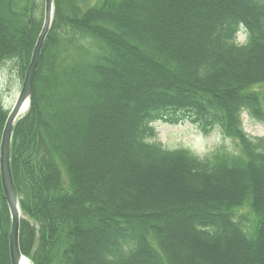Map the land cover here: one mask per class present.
I'll use <instances>...</instances> for the list:
<instances>
[{
    "label": "trees",
    "instance_id": "trees-1",
    "mask_svg": "<svg viewBox=\"0 0 264 264\" xmlns=\"http://www.w3.org/2000/svg\"><path fill=\"white\" fill-rule=\"evenodd\" d=\"M42 3L0 0V72L16 62L24 80ZM54 3L12 140L22 254L32 264H264V140L241 122L263 101L264 0ZM9 113L0 93V145ZM184 119L220 129L241 154L200 159L151 142L155 123ZM10 232L0 175V264H11Z\"/></svg>",
    "mask_w": 264,
    "mask_h": 264
},
{
    "label": "rangeland",
    "instance_id": "rangeland-1",
    "mask_svg": "<svg viewBox=\"0 0 264 264\" xmlns=\"http://www.w3.org/2000/svg\"><path fill=\"white\" fill-rule=\"evenodd\" d=\"M38 2L42 3V0H38ZM44 4L43 2L42 8L40 6V11L37 14L39 19H44ZM246 40V33L239 31L237 44L242 46ZM23 81L20 68L16 62H8L2 68L0 72V93L7 110H12L22 89ZM260 91L263 93V101L257 112L258 116L254 117L246 110L241 117L243 131L247 138L253 142L264 140V121L262 119V113H264V87ZM153 127L156 136L151 142L159 144L169 151L186 150L200 159H213L217 153H226L233 157L241 154L238 142L227 138L220 129L206 133L201 127L188 119L181 120L178 124L157 122ZM252 218L247 209H243L237 214V219L242 221L248 228Z\"/></svg>",
    "mask_w": 264,
    "mask_h": 264
},
{
    "label": "water",
    "instance_id": "water-1",
    "mask_svg": "<svg viewBox=\"0 0 264 264\" xmlns=\"http://www.w3.org/2000/svg\"><path fill=\"white\" fill-rule=\"evenodd\" d=\"M55 13L54 0H45V17L41 33L33 50L30 65L26 71L22 89L6 121L0 145V175L4 197L11 215L10 256L11 264H22L26 259L20 247V228L22 213L19 196L11 169V148L15 125L25 115L20 116L24 105L29 107L33 95L35 80L41 60V53L49 35Z\"/></svg>",
    "mask_w": 264,
    "mask_h": 264
},
{
    "label": "bare ground",
    "instance_id": "bare-ground-1",
    "mask_svg": "<svg viewBox=\"0 0 264 264\" xmlns=\"http://www.w3.org/2000/svg\"><path fill=\"white\" fill-rule=\"evenodd\" d=\"M28 109H29V103L27 102V103L24 105V108H23L22 113L20 114V116L25 115V114L28 112ZM10 216H11V215H10ZM20 231H21V228H20ZM10 257H11V256H10ZM25 258H26V257H25ZM22 264H32V263L30 262L29 259L26 258V259L23 260Z\"/></svg>",
    "mask_w": 264,
    "mask_h": 264
}]
</instances>
